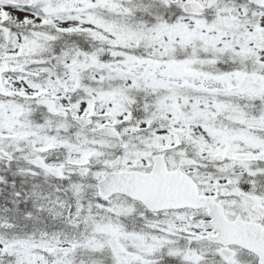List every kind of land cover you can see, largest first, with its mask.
<instances>
[{"label": "snow or ice", "instance_id": "1", "mask_svg": "<svg viewBox=\"0 0 264 264\" xmlns=\"http://www.w3.org/2000/svg\"><path fill=\"white\" fill-rule=\"evenodd\" d=\"M0 264H264V0H0Z\"/></svg>", "mask_w": 264, "mask_h": 264}]
</instances>
